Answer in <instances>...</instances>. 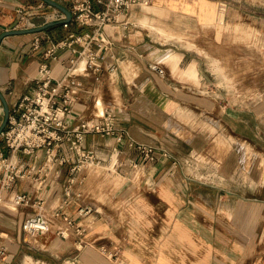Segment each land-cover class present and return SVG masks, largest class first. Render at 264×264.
Here are the masks:
<instances>
[{
  "label": "crops",
  "instance_id": "crops-1",
  "mask_svg": "<svg viewBox=\"0 0 264 264\" xmlns=\"http://www.w3.org/2000/svg\"><path fill=\"white\" fill-rule=\"evenodd\" d=\"M58 1L70 9L74 2ZM21 6L31 14L32 25L58 19L63 12L45 0H0V35L26 25L20 20ZM157 10L211 26L229 14L219 0H152L151 8L133 6L128 24L107 26L108 60L118 62V68L106 69L99 80L82 75L84 87L68 119L99 120L111 103L127 133L119 140L88 134V149L103 160L77 171L68 194L64 182L71 162L54 175L39 170L44 149L37 156L15 154L33 175L47 177L38 181L40 188L35 178L20 177L6 191L0 243L8 253L2 264H264V87L251 82L245 86L251 100L223 105L221 89L208 87L200 72L202 61L192 53L196 49L175 48L170 42L173 50L160 64L161 42L143 23ZM63 23L1 39L0 91L10 110L37 87L42 57L32 48L36 34L47 46L69 29L82 33L94 28L76 20L68 28ZM73 55L69 47L59 50L51 60L56 76L63 75ZM217 58L234 78L233 57ZM190 66L196 67V76L186 73ZM248 75L250 79L251 71ZM252 77L260 80V69ZM4 115L0 95V125ZM217 128L226 134L217 135ZM138 143L155 146L154 161L145 159ZM0 149L9 151L1 136ZM15 191L28 192L41 203L16 206L9 200ZM87 207L91 211L85 212ZM42 210L51 217V227L30 236L24 220ZM56 212L60 215L53 216ZM69 219L85 228L82 242L73 227L68 235L58 232Z\"/></svg>",
  "mask_w": 264,
  "mask_h": 264
},
{
  "label": "built area",
  "instance_id": "built-area-1",
  "mask_svg": "<svg viewBox=\"0 0 264 264\" xmlns=\"http://www.w3.org/2000/svg\"><path fill=\"white\" fill-rule=\"evenodd\" d=\"M97 5V6H96ZM151 6L152 0H74L71 11L72 19L82 25L93 26V31L78 33L68 30L66 36L44 46L41 37L36 34L32 41V48L41 54L37 76V87L34 92L25 94L10 110L9 120L1 132V137L8 148V152L0 149V207L6 202V191L10 190L14 182L20 177L35 178L37 187L47 177L38 174L23 166L14 156L23 151L33 156L44 149L46 159L40 171L53 170L54 175L62 172L63 167L71 162L70 175L64 182L65 193L71 192V184L75 181V173L91 163H100L103 157L95 154L86 145L89 133H100L107 136L123 138L127 129L118 123V116L113 104L108 103L99 120L80 119L71 122L68 115L73 112L74 103L78 100L84 87L82 75L91 74L95 79H101L103 72H114L118 62L109 61L107 49L111 40L105 30L112 23L128 24L127 15L133 6ZM21 22L24 27L35 26L29 23L30 13L26 7H19ZM65 17L60 12L55 18ZM68 28L70 21L63 23ZM69 47L72 53L66 70L61 76L53 72L52 59L59 57V50ZM111 56H115L111 54ZM119 57H115L117 60ZM138 148L148 161L155 159V146L138 143ZM116 148V147H115ZM114 148V149H115ZM9 200L16 206L41 203V199L33 202L28 192L15 191L10 193ZM91 211L87 207L85 212ZM60 212L53 216H59ZM51 227V217L43 210L28 215L24 220V229L30 236L45 232ZM83 241L85 228L69 219L68 225L58 227V232L68 235L70 229ZM6 245L0 243V264L7 256Z\"/></svg>",
  "mask_w": 264,
  "mask_h": 264
},
{
  "label": "rangeland",
  "instance_id": "rangeland-1",
  "mask_svg": "<svg viewBox=\"0 0 264 264\" xmlns=\"http://www.w3.org/2000/svg\"><path fill=\"white\" fill-rule=\"evenodd\" d=\"M219 1L227 4L229 14L226 19L216 22L212 26L198 23L193 19L173 16L164 10L152 12L148 15L149 19L145 18L143 23L151 29L155 40L158 43L161 42L160 45L163 49L157 54L160 64L163 62L164 54L173 50L170 42H174L172 46L175 48L196 49L192 50V53L202 61V71L200 72L210 85L208 87L221 89L223 94L220 98L223 105L230 101L234 106H241L253 97L248 95L249 92L246 89L251 82L258 83L260 88L264 87V0ZM146 8H151V6H146ZM156 25L163 26L164 29ZM173 26L182 28L178 29L177 27L174 30ZM214 28L217 31H214ZM217 57H233L234 78L229 77L226 65L220 64ZM172 62L173 59L170 64L174 65ZM228 68H231L230 64H228ZM254 69H260V80H253L252 71ZM177 71L181 73L184 70L179 68ZM211 71L214 72L211 73ZM249 71H251L250 79L248 78ZM186 73L196 76L197 69L195 66L194 68L190 66ZM196 79L198 82V78ZM116 98L121 101L122 97ZM219 134H226L225 129L217 128V135Z\"/></svg>",
  "mask_w": 264,
  "mask_h": 264
},
{
  "label": "water",
  "instance_id": "water-1",
  "mask_svg": "<svg viewBox=\"0 0 264 264\" xmlns=\"http://www.w3.org/2000/svg\"><path fill=\"white\" fill-rule=\"evenodd\" d=\"M46 2H48L51 5L56 6L57 8L61 9L64 13H65V17H61L58 19H52L49 21H46L45 23H42L40 25H35V26H30V27H16V28H12V29H6L5 31H3L0 35V41L1 39L9 34H14V33H23V32H35V31H39L42 30L48 26L54 25V24H58V23H62L65 21H70L72 19V11L71 9L64 3L58 1V0H45ZM0 95L3 99L4 102V111H5V115H4V119L0 125V135L2 130L5 128V126L8 123L9 120V115H10V107L9 104L6 100V98L4 97L3 93L0 91Z\"/></svg>",
  "mask_w": 264,
  "mask_h": 264
},
{
  "label": "bare ground",
  "instance_id": "bare-ground-1",
  "mask_svg": "<svg viewBox=\"0 0 264 264\" xmlns=\"http://www.w3.org/2000/svg\"><path fill=\"white\" fill-rule=\"evenodd\" d=\"M214 60V59H213Z\"/></svg>",
  "mask_w": 264,
  "mask_h": 264
}]
</instances>
